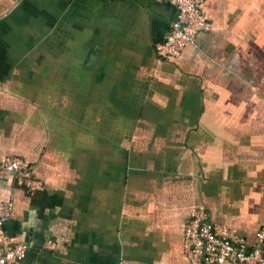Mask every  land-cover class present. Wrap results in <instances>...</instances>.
<instances>
[{"label":"crops","instance_id":"1","mask_svg":"<svg viewBox=\"0 0 264 264\" xmlns=\"http://www.w3.org/2000/svg\"><path fill=\"white\" fill-rule=\"evenodd\" d=\"M170 1L0 0V164L26 158L44 185L0 180L18 264H186L194 208L254 243L264 0H204L210 28L159 59Z\"/></svg>","mask_w":264,"mask_h":264},{"label":"built area","instance_id":"2","mask_svg":"<svg viewBox=\"0 0 264 264\" xmlns=\"http://www.w3.org/2000/svg\"><path fill=\"white\" fill-rule=\"evenodd\" d=\"M204 0H171L175 16L164 38L154 45L155 56L171 59L179 56L187 45H193L199 32L207 31L210 22L201 9ZM12 179L14 184L29 192L43 190V182L33 174V166L26 159L7 156L0 164V180ZM13 212L12 200H0V264H18L27 255L28 245L9 241L4 225ZM248 245L245 238L232 234L221 224L209 220L202 208H194L182 231V253L186 264H225L234 260L240 264H264V224ZM48 245H52L48 243ZM117 264H129L120 259Z\"/></svg>","mask_w":264,"mask_h":264}]
</instances>
